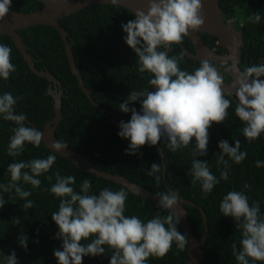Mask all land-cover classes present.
Returning <instances> with one entry per match:
<instances>
[{
    "label": "trees",
    "instance_id": "1",
    "mask_svg": "<svg viewBox=\"0 0 264 264\" xmlns=\"http://www.w3.org/2000/svg\"><path fill=\"white\" fill-rule=\"evenodd\" d=\"M218 3L224 19L232 21L243 35L239 68L243 70L246 66L264 64V0H219ZM43 5L40 0H12L11 8L30 12ZM255 12L261 15L258 24H252L247 19ZM134 18L129 9L118 4L104 3L85 7L59 19L66 30L83 84L89 89L99 108L105 112L96 108L81 89L70 68L64 41L56 27L38 24L18 31L28 53L32 55L34 66L39 70L48 69L62 86L61 119L56 127V137L68 147L83 153L101 170L123 175L154 193L175 190L181 198L192 201L195 206L186 204L185 208L188 224L196 238L201 236L204 227L203 216L198 209L201 207L207 218L201 263L238 264L232 254V244L236 242L239 248L241 234L235 220L223 216L219 206L228 191H245L250 203L253 200L260 202L261 214L264 215V165L256 166V161L264 162V134L249 142L242 135L244 125L234 111L236 100L233 96H226L232 101L228 117L223 123H213L209 128L207 155L196 158L207 161L212 174L220 179V172L225 168L223 164H217L221 140H227L232 147L235 146V140H240V150L246 151L247 156L239 164L225 156L228 160V179H221L210 193L202 191L200 182L192 184V177L188 174L194 158V138L188 147L175 152L169 150L162 139L158 144L163 155L156 145L147 144L135 155L126 154L130 141L118 136L119 125L112 122L110 117L127 123L131 119V113L121 112L119 104L132 91L147 88L149 91L154 90L148 85L150 74L138 72L136 53L125 42L127 34L121 26ZM199 36L210 47L216 45V37L208 33H199ZM182 43L186 49L193 51V45L187 36ZM0 44L11 48V62L16 67L7 81L0 78V95L10 92L14 97H22L15 105V113L24 114L29 121L26 125L41 131L55 114L52 96L55 87L52 86L49 90L50 82L30 68L11 36L0 33ZM181 52L184 53L180 62L181 70L192 72L199 67L200 62L188 57L180 44L172 45L167 54L179 56ZM129 107H135L137 111L141 109L139 102H133ZM15 127L14 122L5 121L0 116V184L10 181L9 164L46 158L52 154L43 143L39 147L26 143L20 156H9L8 145ZM56 157L49 172L39 177V188H33L23 181L18 182L32 193L26 199H21L14 191L4 193L0 190V196L5 200V205L0 208V264H5V256L12 252H15L18 264H58L53 253L54 250H62V240L56 238L59 228L51 214L58 210L60 198L49 191L50 186L55 183L56 172L62 176H74L76 183L73 187L76 191L80 190L84 179H89L92 183L91 194L98 195L105 187L114 191L124 188L128 193L127 216L136 215L142 221H147L157 213L167 214L158 207V203L132 193L125 186L82 170L57 154ZM154 163L161 166V172L156 174L161 176L159 182L155 176L147 175ZM47 176H53V179L49 181ZM245 183L251 186L250 189L242 188ZM26 200L33 201V208L24 207ZM17 218L20 222L13 223ZM177 230L183 234L179 224ZM21 234L27 236L26 249L18 242ZM110 259L111 249L106 248L103 255L83 257L82 264H110ZM187 259L188 244L181 250L174 242L164 257H150L147 264H187Z\"/></svg>",
    "mask_w": 264,
    "mask_h": 264
},
{
    "label": "clouds",
    "instance_id": "2",
    "mask_svg": "<svg viewBox=\"0 0 264 264\" xmlns=\"http://www.w3.org/2000/svg\"><path fill=\"white\" fill-rule=\"evenodd\" d=\"M116 4L117 0H111ZM12 0H0V21L12 14ZM134 19L122 24L127 34L126 44L136 53L138 72L149 73L147 89L132 91L119 104L123 113H131V119L119 124L118 136L130 141L126 154L135 155L144 145L155 146L162 139L166 147L175 152L188 147L193 138L195 149L190 172L192 184L200 182L202 191L210 193L220 180L228 179V160L241 163L247 156L241 151L240 140L235 146L227 140H221L218 147L220 155L217 164H223L220 179L209 169L207 161L198 160L197 156L207 155L209 128L213 123H223L228 117V109L232 101L226 96H233L225 91L224 78L211 60L200 61L199 67L189 72L181 70L180 62L184 53L169 56L165 50L172 45H179L191 31L199 30L205 23L201 0H149L147 11L138 9ZM248 21L258 24L261 21L259 12L250 15ZM16 67L11 62V48L0 44V78L7 81ZM232 73H237L231 83L235 88V114L244 125L242 135L253 141L264 134V64L251 65L241 70L237 64L231 66ZM22 97H14L10 92L0 95V116L5 121L14 122L8 145V155L20 156L26 143L39 147L42 143L43 131L26 125V116L15 113V105ZM139 102L140 111L129 107ZM62 141L51 145L53 150L46 158H34L9 164L10 181L0 184L4 193L15 192L21 199L32 193L25 190L18 182L23 181L33 188H39V177L48 173L56 161V153L67 149ZM264 165L256 161V166ZM160 164H152L149 176H155L157 182L161 176ZM55 183L49 191L60 198L58 210L51 214L52 220L59 228L57 239L62 240V250H54L58 264H82L85 256H100L105 249H111L110 264H147L150 257H164L173 243L183 250L188 241L186 236L177 230L181 215L173 209L178 204L179 193L169 189L157 193L158 207L167 212L157 213L153 218L142 221L138 216L125 215L128 193L124 188L110 190L105 187L99 194H91L92 183L84 179L80 190L76 191V183L72 175L54 174ZM49 181L53 176L46 177ZM245 183L242 188L250 189ZM5 205L0 196V208ZM24 207L33 208V201L26 200ZM223 216L232 217L240 231L239 248L232 244V254L238 264H264V215L261 214L260 202L253 200L245 191H228L220 202ZM19 218L13 223H19ZM87 241V243H83ZM18 242L27 248V236L21 234ZM5 264H18L15 252L5 256Z\"/></svg>",
    "mask_w": 264,
    "mask_h": 264
},
{
    "label": "water",
    "instance_id": "3",
    "mask_svg": "<svg viewBox=\"0 0 264 264\" xmlns=\"http://www.w3.org/2000/svg\"><path fill=\"white\" fill-rule=\"evenodd\" d=\"M44 3V5L34 11L23 12V11H15L12 10V14H9L3 21H0V33L7 34L11 36L15 45L22 53L25 61L30 66V68L37 73L38 75L45 77L49 82V90H51L52 86L55 87V91L52 96L54 98V116L52 119L47 121L43 129L41 131L44 132L42 137V143L47 146L52 152L51 145L54 142H58L59 140L56 137L55 131L56 127L59 124L61 119V98L63 95V89L60 82L55 78V76L48 69H37L34 66L33 58L30 53H28L26 46L24 45L19 30L38 24H49L56 27L64 41V46L66 50V54L68 56L70 68L73 74L77 77L79 85L83 92L90 98L92 104L105 112L104 109L99 108L98 103H96L90 94L89 89H87L83 84V79L80 74L78 67L76 66L73 52L71 50L70 42L67 38L66 30L61 25L59 19L69 15L77 10L83 9L85 7L97 4L111 3V0H40ZM149 0H117L118 5H121L127 9H129L133 14L138 9H143L145 12L147 11ZM219 0H201L203 4V13H204V25L197 31L189 32L187 36L194 49L195 52L189 51L186 47L181 43V47L185 54L188 57L193 58L194 60H205L209 59L211 61H230L231 66L233 63L237 64L239 70V62L241 60V51L244 43L242 32L237 29L232 21L226 20L223 17L222 11L219 7ZM208 33L218 40V43L221 47L227 49L228 53L221 55L217 54L212 48H210L199 36V33ZM168 49L166 50V52ZM230 75L231 79L229 82H224L225 91H230L235 98V88L230 87L233 80L236 78L237 73H232L231 67L227 71ZM155 90V89H154ZM153 90V91H154ZM237 102V101H236ZM111 121L120 124L114 117H110ZM26 123H29L26 120ZM161 155H163L162 148L159 144L156 145ZM57 155L68 159L73 162L78 168L88 171L96 176L112 180L116 183H119L125 186L128 190L136 195H140L147 200L158 203L157 193H154L147 188L139 185L127 177L111 173L109 171H104L97 168L92 161H90L83 153L78 152L70 147L67 149L61 150L56 153ZM165 171V168H164ZM195 204L190 200H185L179 196L178 204L173 209L180 217L179 225L183 234L186 236L188 241V259L187 264H202V245L206 239L207 233V218L204 210L201 207H198L199 211L203 216L204 227L202 234L199 238H196L192 229L188 224L187 212L185 205Z\"/></svg>",
    "mask_w": 264,
    "mask_h": 264
},
{
    "label": "flooded vegetation",
    "instance_id": "4",
    "mask_svg": "<svg viewBox=\"0 0 264 264\" xmlns=\"http://www.w3.org/2000/svg\"><path fill=\"white\" fill-rule=\"evenodd\" d=\"M235 26V25H234ZM202 33V32H201ZM204 42V41H203ZM206 43V42H205ZM209 47L210 45L208 43H206ZM212 48L217 54H221V55H224V54H227L228 51L227 49L221 47L218 43V40L216 41V45L215 46H212L210 47ZM192 52H195V49L193 47V51ZM195 61H202V60H195ZM212 63L217 67L218 71L220 72V74L223 76L224 78V82H229L231 77L230 75L228 74V68L231 67V62L230 61H223V60H220V61H212ZM228 77V79H226Z\"/></svg>",
    "mask_w": 264,
    "mask_h": 264
},
{
    "label": "rangeland",
    "instance_id": "5",
    "mask_svg": "<svg viewBox=\"0 0 264 264\" xmlns=\"http://www.w3.org/2000/svg\"><path fill=\"white\" fill-rule=\"evenodd\" d=\"M230 68H228V70H229Z\"/></svg>",
    "mask_w": 264,
    "mask_h": 264
}]
</instances>
